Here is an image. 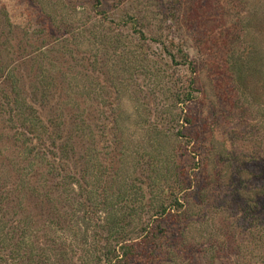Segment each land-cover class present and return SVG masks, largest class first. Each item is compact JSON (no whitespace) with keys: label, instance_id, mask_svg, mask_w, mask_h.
Instances as JSON below:
<instances>
[{"label":"trees","instance_id":"1","mask_svg":"<svg viewBox=\"0 0 264 264\" xmlns=\"http://www.w3.org/2000/svg\"><path fill=\"white\" fill-rule=\"evenodd\" d=\"M21 1L22 37L0 29V158L14 175L0 173V264H264V139L234 178L197 160L228 150L201 140L198 82L175 75L196 73L171 18L184 0H115L111 20L101 0ZM223 6L236 20L222 64L259 100L264 0ZM124 94L142 142L124 130Z\"/></svg>","mask_w":264,"mask_h":264},{"label":"rangeland","instance_id":"2","mask_svg":"<svg viewBox=\"0 0 264 264\" xmlns=\"http://www.w3.org/2000/svg\"><path fill=\"white\" fill-rule=\"evenodd\" d=\"M101 1L103 3L102 10L108 13V19L117 18V13H115L113 7L115 0ZM162 1L165 0H160V2ZM229 1L184 0L181 9H177L178 13L176 9L174 10L178 18H175V16L171 18L175 22V33L182 39L191 60L196 65L194 75L187 69H178L175 75L181 81L186 78H189V80L195 78L198 82L196 87L200 91L195 94L196 102L193 109H196L193 112L197 119L196 125L203 124V127L199 126L198 129L201 130L200 133L203 131L201 140L205 141L207 139V144L209 140L214 139L215 150H219L222 144L228 150L222 156L219 152L211 150L209 144L207 146L203 145V153L197 155L196 158L204 164L207 163L209 168H212L213 163L229 166L231 168L229 173L232 178L235 166L241 167L249 158L247 155L253 152L254 147L252 149L251 145L254 146V141L257 138L258 140L264 139V96L258 100L253 94H249L247 99L246 96H242L240 91L237 95V87L230 80L231 71L226 66L227 61L222 64L225 53L221 47L226 38V32L231 29L233 20H236L234 14L232 17L230 16L229 7L223 6ZM166 2L167 0L164 2L165 5H168L169 1ZM253 3L255 4L254 1ZM26 6L24 1L21 0H0V29L6 30L4 24L11 22L15 26V34L21 36L22 28H26L25 22L28 21L25 12ZM212 6L214 7L212 8ZM216 7H219L218 13L215 10ZM222 7L223 9L220 11ZM208 19L209 21L205 22ZM171 24H173L172 21ZM164 32L167 34L166 28ZM239 41L243 43V48L236 41H233L234 46L238 47L239 50H243L245 54L249 52L251 39L247 38L245 42V37H241ZM149 44L154 55H162L156 43L150 42ZM158 67L154 70L159 71L158 76H163L165 70L162 67L160 69V66ZM258 70H261L262 74H256L250 80V85L254 90L263 94L264 65ZM169 73H171V70H169ZM165 104L166 102L162 100L161 108L164 109ZM121 106L125 114L123 126L129 141L133 143L142 142L146 136L144 131L137 126L140 111L137 112L133 100L126 94L122 97ZM251 137L255 140L253 141ZM171 145H174V143L172 142ZM215 156L218 157L217 160H214ZM239 157L245 158L239 160ZM2 162L0 158V173L3 178L10 182L14 179L12 168L6 163L2 164ZM225 173H227V169ZM230 174L225 175L221 181L224 183L226 180L228 181Z\"/></svg>","mask_w":264,"mask_h":264}]
</instances>
